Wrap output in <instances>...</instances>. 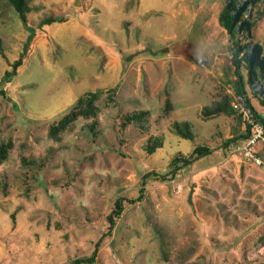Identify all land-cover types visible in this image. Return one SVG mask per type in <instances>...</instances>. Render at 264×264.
I'll return each mask as SVG.
<instances>
[{
  "label": "rangeland",
  "instance_id": "374dc122",
  "mask_svg": "<svg viewBox=\"0 0 264 264\" xmlns=\"http://www.w3.org/2000/svg\"><path fill=\"white\" fill-rule=\"evenodd\" d=\"M27 5L35 35L23 53L29 33L0 0V264L90 256L115 200L135 199L142 187L94 264H264V169L235 151L246 133L232 107L238 75L261 120L264 104L247 85L245 61L234 66L219 21L226 0ZM47 18L55 22L43 25ZM251 37L264 57V0L252 2ZM19 60L16 76L2 82ZM90 93L98 96L89 107ZM224 98L231 115L202 114ZM175 123H187L193 138ZM153 139L161 147L149 155ZM197 146L210 155L171 178L174 158ZM254 152L264 164V146Z\"/></svg>",
  "mask_w": 264,
  "mask_h": 264
},
{
  "label": "trees",
  "instance_id": "16d2710c",
  "mask_svg": "<svg viewBox=\"0 0 264 264\" xmlns=\"http://www.w3.org/2000/svg\"><path fill=\"white\" fill-rule=\"evenodd\" d=\"M7 2L12 6L14 11L20 16V18L25 21V14L29 11V8L27 5V0H7ZM233 7H234V5H233ZM219 21L222 24V26L228 31L230 23L232 21V15L226 10V7L223 9L222 13L220 14ZM54 22H55L54 19L47 18L43 21V25H50ZM232 37H233V33H232ZM2 47H3L2 41L0 40V53H2ZM231 51H232V54L234 57V66L236 69H238L239 65H237V58L234 54L233 49H231ZM21 64H22L21 60L14 62L11 65V70L4 73V75L2 77V82H9L13 77H15L17 70L21 66ZM236 74H237V71H236ZM241 90L242 89H241V87L239 85V81L237 79L235 82V93H236V95L242 96ZM97 96H98L97 93H90L89 94V97L86 100L87 105L89 107L92 106V103L97 99ZM243 97L245 98L246 103L250 106V103H249L248 99L246 98L245 94ZM229 102H230L229 99L224 98L221 102H215L212 105L205 107L202 110V114L205 117H210V116H213V115H216L219 113H222L225 115H231L232 110L229 107ZM262 103L264 104V101H262ZM144 115H145V113H143V112L133 114L127 118L126 124H130L131 122H135V121H140ZM62 125H63V123H61L60 126H62ZM174 128H175L177 134L180 135L181 137H183L184 139L191 140L193 138L192 133L190 132V129H189V125L187 123H181V124L175 123ZM249 133H250V130L246 129L245 135L240 137V140L238 141V143L247 139L249 137ZM160 147H161L160 140L153 139L145 147V151L150 155V154H153V152ZM210 153H211V151L209 148H207L205 146H197L196 148H194V150L190 156L174 158V161H173L174 167L169 172L171 178H173L181 168L190 166L192 163H194L198 159L210 155ZM5 154H6V147L1 146L0 147V159H3ZM151 174L154 176V178H157L159 180H166V178H167L166 175L162 176V175H157L156 173H151ZM149 176H150V174H147L143 177V179L145 180ZM143 193H144V189L142 187L139 190L138 197L135 199L126 200V199H123L121 197L117 198L114 202V208H113L112 212L107 217V223H108L107 232L95 243L94 250L90 256L77 258L72 262V264H94L96 262V257H97V253H98V250L100 248L101 242H102L103 238L111 235V233L115 227L116 220L120 218L122 212L124 211V204L132 205V204L139 202L143 198Z\"/></svg>",
  "mask_w": 264,
  "mask_h": 264
},
{
  "label": "water",
  "instance_id": "95a60500",
  "mask_svg": "<svg viewBox=\"0 0 264 264\" xmlns=\"http://www.w3.org/2000/svg\"><path fill=\"white\" fill-rule=\"evenodd\" d=\"M253 0H226V10L232 15V21L228 29V37L237 58V65H239V57L247 63L248 67V83L251 87L252 93L259 96L264 101V87L257 80V74L255 72V66L259 70V74L264 73V58H262V47L254 43L251 37V6ZM234 5V7H233ZM241 16L244 19H241ZM25 30L29 33L26 43L23 46V53L26 52L29 43L35 35V29L26 25L22 20ZM235 32L239 39L235 42L232 33ZM244 36L245 43L241 44V38ZM239 85L241 87V95L244 96L245 92L241 81V76L238 75Z\"/></svg>",
  "mask_w": 264,
  "mask_h": 264
},
{
  "label": "built area",
  "instance_id": "2783aa9c",
  "mask_svg": "<svg viewBox=\"0 0 264 264\" xmlns=\"http://www.w3.org/2000/svg\"><path fill=\"white\" fill-rule=\"evenodd\" d=\"M232 107L238 112L245 129L250 130L249 137L236 145V153L244 160L255 163L264 169V164L254 152L255 146H264V120L257 116L243 96H238Z\"/></svg>",
  "mask_w": 264,
  "mask_h": 264
},
{
  "label": "flooded vegetation",
  "instance_id": "af4514ba",
  "mask_svg": "<svg viewBox=\"0 0 264 264\" xmlns=\"http://www.w3.org/2000/svg\"><path fill=\"white\" fill-rule=\"evenodd\" d=\"M241 19L243 20L244 17L241 16ZM244 43H245V42H244ZM244 43H243L242 45H244ZM262 58H264V57L262 56ZM239 59H241V57H239ZM242 61H244V60L242 59ZM245 63H246V62H245ZM246 65H247V63H246ZM255 72H256V74H257V80H258L259 83L264 87V73H263L262 75H260L257 66H255ZM246 82H247L248 87H249L250 90H251V87H250V85H249V83H248V76H247V78H246ZM251 92H252V90H251Z\"/></svg>",
  "mask_w": 264,
  "mask_h": 264
}]
</instances>
